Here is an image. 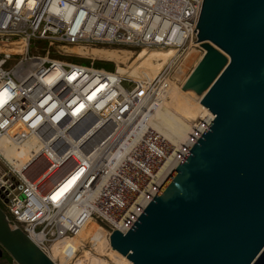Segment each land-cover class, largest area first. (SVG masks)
I'll list each match as a JSON object with an SVG mask.
<instances>
[{
    "label": "built area",
    "instance_id": "2783aa9c",
    "mask_svg": "<svg viewBox=\"0 0 264 264\" xmlns=\"http://www.w3.org/2000/svg\"><path fill=\"white\" fill-rule=\"evenodd\" d=\"M202 2L0 0V42L23 44L21 52L0 51V97L5 98L0 99V140L21 143L34 134L43 145L22 170L0 149V208L10 226L25 232L56 264L75 263L79 248L67 250L65 242L54 255L52 247L73 238L88 216L106 225L108 234L126 232L202 134L163 168L165 155L155 149L163 147L162 138L137 130L152 110L146 105L155 107L151 103L159 95H168L189 48L203 50L195 28ZM87 46L171 49L172 54L157 73H138L135 79L117 67L94 66L102 58L74 50ZM65 57H85L89 63ZM55 68L61 72L48 79ZM102 83L105 88L86 102ZM82 100L85 110L77 112ZM213 117L206 118L203 130ZM126 138L133 143L126 146ZM37 158L46 163L32 167ZM83 164L67 194L52 201L61 171Z\"/></svg>",
    "mask_w": 264,
    "mask_h": 264
},
{
    "label": "water",
    "instance_id": "95a60500",
    "mask_svg": "<svg viewBox=\"0 0 264 264\" xmlns=\"http://www.w3.org/2000/svg\"><path fill=\"white\" fill-rule=\"evenodd\" d=\"M195 28L204 53L181 89L214 117L109 244L131 264H264V0H203ZM4 251L56 264L0 208Z\"/></svg>",
    "mask_w": 264,
    "mask_h": 264
},
{
    "label": "bare ground",
    "instance_id": "6f19581e",
    "mask_svg": "<svg viewBox=\"0 0 264 264\" xmlns=\"http://www.w3.org/2000/svg\"><path fill=\"white\" fill-rule=\"evenodd\" d=\"M192 47H191V49L189 48V51H187V53L185 55L184 63H182V65L179 66L178 68H176V70L174 72L175 81L171 84V87L168 91V95L171 94L172 92H175L176 89H181V85L183 84L184 80L187 78V76L185 75V67L190 62L195 60V53H194L195 51H194V48H192ZM74 50L76 52L84 54V55H94V56L96 55V56H98V58H102V59H106V60L111 59V58H116L119 56V54H118L119 52L117 53L115 50L110 49V48L91 47V46L88 47L87 46L85 48L75 47ZM0 51L21 52V51H23V44L19 41L18 42H0ZM130 51L125 52L124 59H128L131 57ZM171 54H172L171 49H167V50H163V49L162 50L161 49H149L148 50L146 48L139 49L137 51V54L135 55V56L140 57L138 62L136 64H130L127 67H124V66L122 67L120 65H117L118 72L128 73L129 75L133 76L135 79H138V73H140V74L144 73L148 76H151V75L157 73V71L160 69V66L162 65V63ZM122 58H123V56H122ZM196 62H197V60L195 61V63ZM60 72H61V70H59L57 68L51 70V72L48 75V79L59 75ZM104 88H105V83L99 84L96 87V89L93 90L89 94L88 98L85 101L86 102H87V100L90 101L93 97H95V95H99L98 94L99 91L104 89ZM182 91L185 94H187L190 98H192L194 101H196L201 106H203L200 103L201 95L196 94L191 89L182 90ZM166 98H167V96H165V95H163V96L159 95L158 98L156 100H154V102L151 103V105H153V103L156 104L155 107L149 106L147 104L146 107L152 108V110L150 112H146L145 117H143L141 122H139V124H138L140 127H137L138 131H140L139 128H141L143 130L147 129L148 131L152 130L153 132L158 134L162 138V140L164 141V143H163L164 148L161 146H159L161 149H158L157 146L155 148L156 151H161L165 155L166 161H164L162 163L163 168L166 166V164L168 162H172L175 159L177 160L178 156L179 155L181 156L187 150V148L190 146V144L196 139V135H198L200 132L203 131L204 126L208 123V121L212 115L210 113V111L205 106H203L202 107V114L200 115L203 118V120L200 123H196V124L194 122H192L191 128H190L188 134L180 142L175 143V142L169 140L166 136H164L161 133V131H159V129L153 125V118L155 117L156 113L161 109L163 102L165 101ZM0 99L5 100L4 97H0ZM84 107H85L84 100H82L79 103L78 107L76 108V111L80 112L82 110H85ZM207 117H209L208 120H206ZM139 121H140V119H139ZM38 139L39 138L37 135L31 134L28 136L27 139H25L21 143L9 144L7 142V140L5 138H3L0 140V149L3 153V155L5 156V158L17 170H22L24 168V166L26 165V163L30 162L33 155H35L37 152H39L40 148H42L43 145L40 143V141ZM126 139H127L126 140V143H127L126 146L131 145L133 143V141L129 140L128 138H126ZM165 148H167V149H165ZM38 163H40L39 167H41L46 162L43 158H42V160L37 158V160L34 161V163H32L31 165H32V167L33 166L36 167L38 165ZM84 169H85V164L77 165L76 167H69L67 170L61 171V176H62L61 180L58 183V185L55 188H53V190L51 192L52 201L56 202V201L60 200L63 196H65L67 194L68 190H70L71 186L74 184V182L79 177V175L83 172ZM157 176L158 175H154L153 177L157 178ZM154 188H155V186L150 187L149 190L147 189V198L149 197V192L152 193L154 191L153 190ZM54 196L56 197L55 199H53ZM91 220L94 223H96L94 221V219H92V217L88 216V217H86V219L82 223L78 233L73 238H69V239L61 241V243L57 242L56 244H54L52 247L53 254L55 255L57 252L60 253V251L63 250L62 244H64L65 242H67V246H66L67 250H71L73 248H77V249L79 248V250H80V248H82V246L79 245V243L75 240V238L80 234L83 227ZM38 234L41 235L39 232L35 233V235H38ZM110 251L112 253L117 252L116 250H114L112 248ZM118 254H119L118 258L120 260L124 261L125 264H131L130 261L125 256L121 255L120 253H118ZM100 257L90 253V251H88V250L82 251L80 254H78L77 259L75 260V264H108L104 259H102ZM82 258H83V260H85V262L81 261ZM81 262H83V263H81Z\"/></svg>",
    "mask_w": 264,
    "mask_h": 264
},
{
    "label": "rangeland",
    "instance_id": "374dc122",
    "mask_svg": "<svg viewBox=\"0 0 264 264\" xmlns=\"http://www.w3.org/2000/svg\"><path fill=\"white\" fill-rule=\"evenodd\" d=\"M116 47V48H115ZM111 48L115 50L119 56L111 59H96L100 62H110L113 64H104L105 69L113 70L117 67V65L127 67L130 64H136L140 57L135 56L137 54L138 49L123 47V46H115ZM119 48V49H118ZM122 48V49H121ZM194 48L195 60L190 62L185 67V75L188 76L192 69L198 62V59L204 53V50H200L198 47ZM191 49V48H190ZM131 50V51H130ZM130 51L131 57L128 59H124L125 52ZM189 51V50H188ZM123 56V58H122ZM68 60L88 64V59L85 57L81 59L73 58V57H65ZM197 62L195 63V61ZM117 61V62H116ZM116 62V63H115ZM123 63V64H122ZM126 64V65H125ZM97 64L94 63V66ZM131 78L133 76L129 75ZM202 107L199 103L190 98L187 94H185L182 89H176L175 92L167 95V98L163 102L161 109L156 113L153 118V125L161 131V133L166 136L169 140L178 143L180 142L189 132L191 128L192 122L195 124L199 122L200 115L202 114ZM1 207V206H0ZM2 208V207H1ZM94 223L92 220L89 221L81 230L80 234L75 238V240L79 243L82 248H80L78 254L82 251H90V253L104 259L108 264H125L124 261L118 258V253H112L110 244H109V234L106 225L100 223L97 218L94 217ZM94 252V253H93ZM110 253V254H109ZM98 254V255H97ZM114 256V257H113ZM7 258V260H6ZM119 261H118V260ZM81 261H84L83 258ZM83 263V262H81ZM0 264H17L10 255H3L0 259ZM75 264V263H74Z\"/></svg>",
    "mask_w": 264,
    "mask_h": 264
},
{
    "label": "trees",
    "instance_id": "16d2710c",
    "mask_svg": "<svg viewBox=\"0 0 264 264\" xmlns=\"http://www.w3.org/2000/svg\"><path fill=\"white\" fill-rule=\"evenodd\" d=\"M79 54H81V53H79ZM82 55H84V54H82ZM97 65V67H104L105 65L104 64H110V65H112L113 66V64L112 63H110V62H100L99 60L98 61H96L95 62ZM104 65V66H103Z\"/></svg>",
    "mask_w": 264,
    "mask_h": 264
},
{
    "label": "flooded vegetation",
    "instance_id": "af4514ba",
    "mask_svg": "<svg viewBox=\"0 0 264 264\" xmlns=\"http://www.w3.org/2000/svg\"><path fill=\"white\" fill-rule=\"evenodd\" d=\"M5 254L8 256V254L4 251V252H3V255H5ZM6 260H7V258H6Z\"/></svg>",
    "mask_w": 264,
    "mask_h": 264
},
{
    "label": "snow or ice",
    "instance_id": "6c2138e0",
    "mask_svg": "<svg viewBox=\"0 0 264 264\" xmlns=\"http://www.w3.org/2000/svg\"><path fill=\"white\" fill-rule=\"evenodd\" d=\"M10 2H11V0H10ZM55 198H56V197L54 196L53 199H55Z\"/></svg>",
    "mask_w": 264,
    "mask_h": 264
}]
</instances>
